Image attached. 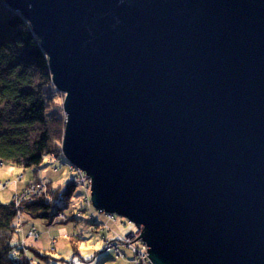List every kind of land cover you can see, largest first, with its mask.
I'll return each instance as SVG.
<instances>
[{
    "label": "water",
    "instance_id": "95a60500",
    "mask_svg": "<svg viewBox=\"0 0 264 264\" xmlns=\"http://www.w3.org/2000/svg\"><path fill=\"white\" fill-rule=\"evenodd\" d=\"M5 2L65 93L93 206L143 225L154 264H264V0Z\"/></svg>",
    "mask_w": 264,
    "mask_h": 264
},
{
    "label": "trees",
    "instance_id": "16d2710c",
    "mask_svg": "<svg viewBox=\"0 0 264 264\" xmlns=\"http://www.w3.org/2000/svg\"><path fill=\"white\" fill-rule=\"evenodd\" d=\"M50 88L58 91L40 38L26 17L0 0V169L5 163L39 169L50 153H60L65 119ZM68 181L70 187L64 194L55 190L57 184L50 186L53 199L67 202L75 185ZM39 196L34 201L22 200L18 208L0 198V264H30L13 260L18 248L15 219L20 211L47 217L50 204ZM56 260L72 264L66 258Z\"/></svg>",
    "mask_w": 264,
    "mask_h": 264
},
{
    "label": "rangeland",
    "instance_id": "374dc122",
    "mask_svg": "<svg viewBox=\"0 0 264 264\" xmlns=\"http://www.w3.org/2000/svg\"><path fill=\"white\" fill-rule=\"evenodd\" d=\"M48 91L52 94L54 93L53 98H55V104H60L62 102V99L64 98V92L62 90L58 89L57 91L54 88H50ZM63 157L64 155L61 156V160H63ZM69 165L79 168L73 164ZM69 165L65 163L60 167L55 161H53L52 165H49L47 160H45L39 169L34 167L25 168L17 165L11 166L9 163H5L1 168V183H7L6 188H0V198L3 201H10L12 197H17L15 195L17 190L24 189L26 185L31 187L33 184L32 180L37 176H41V178L45 179L47 182L53 181L54 184H57L55 187H57L56 191L58 193L63 188V185L64 192L67 190L69 179L74 181L76 185L71 188L67 209H65V211L70 213L77 209H84L81 210L83 217L80 219L73 218L67 221L56 219L52 224L49 223L50 220L47 217L29 219V221L26 222V225L34 224L41 236H39L38 240L34 241L33 239V242H30L25 238V241L23 242L24 247L22 248L24 257L34 253V251L30 252L29 249H31L30 244L36 242L37 245L41 246L40 250L46 251L48 254L45 260L47 264H59L60 262L56 259L60 258L69 259L72 264H131L130 259L133 257V252H131L123 243L118 241L121 249L125 251L126 255L125 257H117L114 248L108 250L105 249L103 236L107 235L109 238L115 239L117 238L116 235L118 233L125 235L131 231H138L137 225L135 223H130L123 216L116 214L119 222L110 221L109 225H112V229L113 227L117 228L118 231H115L114 229L112 231H103L101 229L102 226L98 225L93 218L101 216L102 218L105 217L106 220V216H103V213H100V210L95 208L93 204H87L85 200V186L76 175L77 169L75 168L76 170H71ZM19 175H21V179L16 181V178ZM85 176L91 179L86 171ZM62 181H68V184L57 183ZM53 183L49 184L47 188L49 189ZM20 195L21 193L18 197ZM33 196L35 195H32V197ZM18 211H20V209H18ZM53 238H56V243L54 245H52ZM16 254L17 252L15 251V255ZM32 257L33 259H37L35 255ZM62 264L68 263L62 262Z\"/></svg>",
    "mask_w": 264,
    "mask_h": 264
},
{
    "label": "bare ground",
    "instance_id": "6f19581e",
    "mask_svg": "<svg viewBox=\"0 0 264 264\" xmlns=\"http://www.w3.org/2000/svg\"><path fill=\"white\" fill-rule=\"evenodd\" d=\"M31 23V22H30ZM67 95V93H66ZM64 98L62 99V102H61V105H62V112L64 113V119H65V127H66V119H67V115H66V112L64 110V100H65V93H64ZM64 131H65V128H64ZM63 140V139H62ZM59 152V151H58ZM62 155H64V152H63V146H62V143H61V146H60V153H50L45 160H47L48 164L50 165L49 161L52 160V157L53 156H56V157H61ZM65 157V156H64ZM67 160V159H66ZM67 165H69V161L67 160ZM70 169L71 170H76L75 168L76 167H72L71 165H69ZM69 169V170H70ZM84 171V170H83ZM0 172H1V169H0ZM85 172V171H84ZM1 175V174H0ZM18 179H21V175H19L17 178H16V181ZM32 182L34 184H39L41 183V186H40V193L41 195L45 196L46 200L45 202L46 203H49L50 204V210L48 212V215L47 218H49V223H53L54 220L58 219L60 221H67L69 219H80L83 217V214L81 212V210H84V209H77L75 211H72L70 213H67L65 211V209H67V205H68V199H69V195H68V199H67V202H64L63 200L61 199H58V198H55L53 199L52 197V193H51V190H49L47 187L50 183H48L45 179L41 178V176H37L36 178H34L32 180ZM53 182V181H51ZM31 183V182H30ZM58 184H65L67 183L68 184V181H62V182H57ZM54 184V183H53ZM70 185V183H69ZM76 185V184H75ZM7 186V183H1V179H0V188L3 189V188H6ZM27 188V185L24 189L22 190H17L15 193L16 196H18L20 193H24L25 189ZM57 188V187H56ZM55 188V190H56ZM73 188V187H72ZM61 194H64V185H63V188L59 191ZM91 187H87L85 188V200L87 202L88 205L92 204V200H91ZM39 196V197H42V196ZM54 195V194H53ZM38 197V198H39ZM36 197L32 198V199H27L29 201H34ZM2 200V199H1ZM22 200H25V198H22ZM5 203L7 202H13L14 205L16 206V208H18L21 204V200L18 199L17 197H12L10 201H4ZM100 213H103L102 215L103 216H106V220H105V217L102 218L101 216H97L94 221L98 224V225H101L102 226V230L103 231H112L113 229L115 231H118L117 228H114L113 229L111 228V226L109 225V222L110 221H118V216H116L115 213H108V212H105V211H100ZM62 214L64 216H62ZM111 215V217H110ZM121 216V215H120ZM124 217V216H123ZM31 218H44L42 216H31V215H28V214H25L24 212H21L19 214L16 215V219H15V226H16V230H14V236H15V240H16V244L18 245V250H16L17 254L13 257V260L15 263H17V261H23V262H26L28 261L30 264H47L46 263V255H48L46 253V251H41L40 250V247L39 245L36 244V242L34 244H30L31 246V251H34V253H31L32 255H29V256H25L24 257V254H23V251H22V248L24 247V244L23 242L25 241V238L27 240H29L30 242H33L32 240L34 239L35 240H38L39 239V236L40 235V232L38 231L37 227L34 225V224H27L26 225V222L29 221V219ZM126 218L130 223H134L133 221L129 220L127 217H124ZM102 221V222H100ZM136 224V223H135ZM137 225V224H136ZM138 227V226H137ZM142 228H143V225H142ZM142 228L138 227V231H131L129 232L128 234H125L123 235L122 233H118L116 236L117 238L115 239H112V238H109L107 235H104V242H105V249H112L114 248L115 251H116V256L117 257H120V256H123L125 257L126 253L123 249H121L120 247V243H123L127 248L130 249L131 252H133V257L130 259V263L131 264H145L144 260L146 258V256L144 255L145 253H141L140 255L137 254L135 252V248H132L131 245H136V249L141 251L143 249V246H142V243L146 245V249L147 247H150L149 245H147L146 242L143 241L142 238H139L137 239L138 237H140V233H141V230ZM113 236V234H112ZM56 243V238H53L52 239V245H54ZM147 253L149 254V251H147ZM18 255V257H17ZM33 255L36 256L37 259H33ZM148 261L149 263H152L154 264V262L152 261V259L150 258V256L148 255Z\"/></svg>",
    "mask_w": 264,
    "mask_h": 264
},
{
    "label": "built area",
    "instance_id": "2783aa9c",
    "mask_svg": "<svg viewBox=\"0 0 264 264\" xmlns=\"http://www.w3.org/2000/svg\"><path fill=\"white\" fill-rule=\"evenodd\" d=\"M53 161L57 162V164L60 165V167L63 164L67 163L66 161L64 162V160H61V158L56 157V156H53L52 157V160L49 161V163L52 165ZM76 169H77L76 170V175L78 176V178L82 182V184L85 186V188H86V186L87 187H90L91 179H89L87 176H85V172L83 170H81L79 168H76ZM40 186H41V183H39L37 185L33 183L31 187L27 186V188L24 190L25 192L24 193H21V195L19 197L17 196V198L22 201V198L32 199V198H34V197H36L38 195H41V193H40ZM22 194H24V195H22ZM32 195H35V196L32 197ZM62 216H64V215L62 214ZM110 217H111V215H110ZM93 219H95V217ZM136 245L137 244L131 245V246H132V248H135V252L137 254L140 255L141 253H145L144 254L146 256V258L144 260L145 264H152V263H149V261H148L149 258H148V253H147L146 245L142 243L143 249L141 251H139V250L136 249Z\"/></svg>",
    "mask_w": 264,
    "mask_h": 264
}]
</instances>
